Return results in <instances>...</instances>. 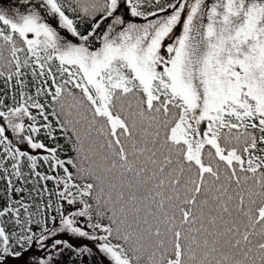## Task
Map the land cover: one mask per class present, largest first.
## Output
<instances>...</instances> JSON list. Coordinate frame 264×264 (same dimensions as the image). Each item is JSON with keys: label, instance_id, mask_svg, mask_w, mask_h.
<instances>
[{"label": "snow or ice", "instance_id": "1", "mask_svg": "<svg viewBox=\"0 0 264 264\" xmlns=\"http://www.w3.org/2000/svg\"><path fill=\"white\" fill-rule=\"evenodd\" d=\"M0 264H264V0H0Z\"/></svg>", "mask_w": 264, "mask_h": 264}]
</instances>
